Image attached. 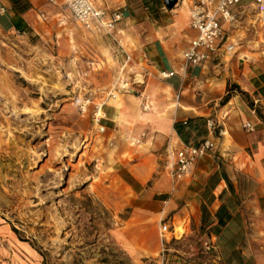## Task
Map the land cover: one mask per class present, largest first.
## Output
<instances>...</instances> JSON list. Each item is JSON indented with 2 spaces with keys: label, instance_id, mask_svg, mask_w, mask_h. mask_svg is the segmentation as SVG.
Wrapping results in <instances>:
<instances>
[{
  "label": "rangeland",
  "instance_id": "374dc122",
  "mask_svg": "<svg viewBox=\"0 0 264 264\" xmlns=\"http://www.w3.org/2000/svg\"><path fill=\"white\" fill-rule=\"evenodd\" d=\"M42 13L47 19L28 18L26 32L0 29V264H178L188 259L210 231L193 217L188 221L182 199L175 208L161 202L174 191L169 137L154 129L153 84L166 78L158 67L151 70L144 91L145 85L136 82L150 68L132 51L142 48L138 37L147 27L127 33V26L125 33L116 30L110 36L77 24L64 6ZM163 18L158 24L165 23ZM227 33L234 51L197 72L201 84L194 98L199 96L208 113L197 119L201 129L209 120L218 134L223 114L218 110L237 96L236 104L256 125L248 133L245 120L239 130L262 139L264 87L248 92L244 84L264 81V15L246 3ZM226 73V88L218 93L213 81ZM230 87L231 98L224 103ZM113 93L123 99L120 111L108 103ZM100 105L105 116L97 114ZM123 165L152 171L148 188L160 178L170 180V195L135 193L120 178ZM164 220L186 229L183 238L169 244L165 262L159 236Z\"/></svg>",
  "mask_w": 264,
  "mask_h": 264
},
{
  "label": "crops",
  "instance_id": "0c3cea01",
  "mask_svg": "<svg viewBox=\"0 0 264 264\" xmlns=\"http://www.w3.org/2000/svg\"><path fill=\"white\" fill-rule=\"evenodd\" d=\"M29 1L31 8L23 14L26 22L36 15L40 20L47 19L44 13H38L48 9L54 11L63 6L60 0L55 3L51 0ZM193 1L179 0L178 6L170 10L165 9L163 0H92L97 8L110 11L120 9L124 13V18L117 24V31L125 33L123 29L128 26L127 33H132L134 29L139 33L141 27H147V31L138 37L142 48L132 51H138L140 64L148 63L150 70L158 67L161 69L159 74H170L153 84L156 109L154 129L158 130L161 138L169 137V149H179L205 138L213 139L217 145L216 157L214 154L200 159L193 176L178 181V189L161 202L175 208L178 199L183 200V210L203 230L210 231L207 236H211L218 248L219 264H264V137L260 139L255 134L246 136L239 130V125L245 120L255 123L254 117L236 104L237 96L230 100V105L218 110V113H223L219 117L218 134L214 135L209 120L208 125L204 123L205 129H201L200 120H204L201 117L208 113L199 96L196 99L194 96L195 92L198 94L199 91L195 90L201 84L197 72L209 62L190 66L189 70L183 66V52L197 34L190 27ZM1 7L5 8V12L1 11ZM240 7L234 11L238 13ZM163 12H166L164 18ZM61 15V12H57V16ZM14 16L12 2L0 0V29L17 31L13 26ZM162 18L165 23L158 24V19ZM174 38L179 40L178 45L174 44ZM180 49H183L181 53ZM228 76L226 73L219 82L213 81L219 84L216 92L225 90ZM144 85L146 91L148 82ZM244 86L246 91L251 92L257 86L264 87V81L258 78L245 82ZM232 102L235 103L234 108ZM184 120H188L187 125H184ZM121 172L122 181L141 196L161 198L171 193V181L166 178L158 179L148 188L153 172L145 167L134 171L123 165ZM177 263L197 264L187 258L179 259Z\"/></svg>",
  "mask_w": 264,
  "mask_h": 264
},
{
  "label": "built area",
  "instance_id": "2783aa9c",
  "mask_svg": "<svg viewBox=\"0 0 264 264\" xmlns=\"http://www.w3.org/2000/svg\"><path fill=\"white\" fill-rule=\"evenodd\" d=\"M51 1L55 3L56 0ZM60 1L71 13L77 24L88 29L103 31L110 36L115 34L117 24L124 18V13L120 9L112 11L100 9L94 5L92 0ZM247 2L255 6L260 14L264 15V0H194L192 2L190 27L197 34L183 52L185 70L190 66L205 65L219 55L234 51L235 43L228 35L226 26L233 24L236 20L237 13L234 9ZM1 11L5 12V8L1 7ZM150 75H152V71L146 69L145 73L140 75L142 79L136 83L141 87L145 84L147 76ZM169 75L167 72H162L164 78ZM183 123L187 125L188 120H184ZM244 128L248 133L255 131V125L251 122H246ZM102 130L104 129L102 128ZM216 148L215 141L210 138L183 145L179 149H169L168 147V168L173 183L172 190H177L178 181L191 178L196 163L200 159L212 155ZM187 218L190 221L189 215ZM185 231L186 229L180 231L179 228L166 220L161 222L159 236L163 262L168 261L171 241L183 238L186 234ZM168 235H171V237L169 238ZM187 260L194 261L197 264H219L218 248L211 236H203L199 247L192 249Z\"/></svg>",
  "mask_w": 264,
  "mask_h": 264
},
{
  "label": "trees",
  "instance_id": "16d2710c",
  "mask_svg": "<svg viewBox=\"0 0 264 264\" xmlns=\"http://www.w3.org/2000/svg\"><path fill=\"white\" fill-rule=\"evenodd\" d=\"M10 1L12 2L13 10L15 13L14 22H13L14 28L21 33L26 32L29 27H28L27 22L23 18V14L31 8L30 1L29 0H10ZM233 86H235V88H237L238 90L240 89L239 85H233ZM231 90H232V87L228 89V93L223 101L224 103L230 100ZM239 92L242 94H246L244 91H241V90H239ZM213 232L217 233V231H213Z\"/></svg>",
  "mask_w": 264,
  "mask_h": 264
},
{
  "label": "bare ground",
  "instance_id": "6f19581e",
  "mask_svg": "<svg viewBox=\"0 0 264 264\" xmlns=\"http://www.w3.org/2000/svg\"><path fill=\"white\" fill-rule=\"evenodd\" d=\"M124 87V86H123ZM79 100H81V99H79ZM141 100H139V102H140ZM79 102V101H78ZM108 103L110 104V105H112V106H114L117 110H121L122 108H123V99H122V97L119 95V94H117V93H114V95L112 96V97H110L109 99H108ZM138 104H140V103H138ZM147 108H149V106L147 105ZM97 114L99 115V116H105V113L102 111V109H101V105L98 107V112H97ZM120 115H121V112H120ZM120 115L118 116V117H120Z\"/></svg>",
  "mask_w": 264,
  "mask_h": 264
},
{
  "label": "water",
  "instance_id": "95a60500",
  "mask_svg": "<svg viewBox=\"0 0 264 264\" xmlns=\"http://www.w3.org/2000/svg\"><path fill=\"white\" fill-rule=\"evenodd\" d=\"M163 1L165 2V5L168 9L174 8L179 2V0H163Z\"/></svg>",
  "mask_w": 264,
  "mask_h": 264
}]
</instances>
